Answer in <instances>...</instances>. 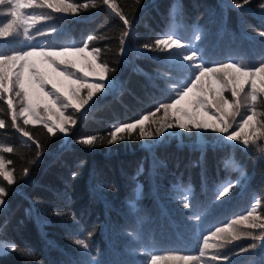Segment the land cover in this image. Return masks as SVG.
<instances>
[{"label": "trees", "instance_id": "1", "mask_svg": "<svg viewBox=\"0 0 264 264\" xmlns=\"http://www.w3.org/2000/svg\"><path fill=\"white\" fill-rule=\"evenodd\" d=\"M114 2L132 21L126 55L119 53V37L125 26L106 5L90 6L77 15L35 10L54 18L37 24L32 31L55 27L56 32L36 35L31 44L79 45L87 36L95 35L97 39L89 48L102 49L101 60L116 69L109 77L118 81V86L108 95L99 94L85 118L76 114L77 123L68 138L60 133L51 136L42 122L24 126L43 146L35 164L31 163L37 151L35 144L10 126L7 106L0 101L4 108L0 119L6 123L0 129V145L13 148L12 153L2 155L12 161L8 166L16 178V183L8 185L0 177V185L8 191L6 206L0 211V241L17 246L16 251L0 254V264H146L145 251L149 248L194 254L201 230L247 214L256 206L255 201L259 202L256 215L261 217L256 223H264V153L257 147H264V139L245 149L235 142L220 144L216 134H206L202 160L195 141L176 129L172 130L176 136L154 149L145 146L151 141L135 138L112 145L97 143L92 148L75 142L91 135L104 136L113 123L132 120L157 101L167 99L161 91L165 81L183 75L168 60L172 53L145 49L141 55L138 50L171 31L169 13L173 5L176 22L181 25L177 34L184 41H193L198 26L201 34L194 43L210 61L251 65L264 62V35L260 34L264 33V0H250L244 8L234 6L242 0ZM27 44L29 41L20 38L11 45L0 41V48L10 50ZM224 95L231 99L230 92ZM72 111L69 109L68 114ZM260 111L264 109L258 108V118ZM18 123L22 125V118ZM229 157L234 161L226 167ZM237 164L246 171V177H241L242 183L228 196L213 202L216 185L240 177ZM26 167L29 175L22 177ZM175 183H191L194 196L189 198V208L172 199ZM57 211L63 214L55 215ZM200 213L199 220L190 218ZM236 227L264 234L262 228ZM76 238H85L89 248L75 244ZM252 244L257 247L252 248ZM220 253L227 260L217 264H264V241L242 237Z\"/></svg>", "mask_w": 264, "mask_h": 264}, {"label": "snow or ice", "instance_id": "2", "mask_svg": "<svg viewBox=\"0 0 264 264\" xmlns=\"http://www.w3.org/2000/svg\"><path fill=\"white\" fill-rule=\"evenodd\" d=\"M137 3L140 0H136ZM250 0H242L235 3V7L244 8ZM106 5L124 24L125 28L119 37V53L127 54L126 40L131 33L132 21L118 7L114 0H0V17L7 16V20H0V41L11 45L14 41L23 38L29 44L19 48L4 50L0 48V101L7 106L10 114V126L23 137H27L36 146L35 158L31 161L35 164L42 155V144L33 138L30 131L24 126L42 122L43 127L51 136L57 133L68 137L71 128L77 123L76 114L80 113L85 118L88 112L95 107L93 98L98 93L110 94L118 86V81L109 77L110 68L107 61L101 60L102 49L93 46L90 42L97 39L95 35H89L79 45H50L31 44L36 35L45 36L56 32V28L36 32L32 30L43 21H50L54 17L51 14L37 12V9H49L51 13L64 15H77L80 10H86L90 6L97 8ZM264 7V4L261 5ZM176 5L170 9L171 31H165L151 44H144L138 54L143 55L144 50L150 52L161 51L172 53L168 60L175 68L183 73L165 81L163 93L167 99L157 101L151 109L140 112L134 119L117 121L113 123L111 131L104 136L91 135L75 141L88 148L95 147L97 143L112 145L133 138L151 141L145 146L154 149L167 143L169 137L176 136L174 129L181 134L187 133L195 141V147L201 151V160L206 150L205 135L216 134L215 139L220 144L235 142L243 145L245 149L249 145H256L257 140L264 139V62L245 65L240 61L212 62L197 47L195 40L200 38L201 30L195 27L193 41H184L177 34L181 26L176 22ZM264 35V33H260ZM103 38V37H101ZM175 50V51H173ZM34 57H42L37 61ZM67 57H78L85 61L88 71L81 76L71 69L77 67L76 60ZM155 58V57H148ZM99 61V62H98ZM41 64L49 65L58 75L64 76L71 83L58 85L49 78V74L43 71ZM80 71H84L83 68ZM95 76L96 80L89 82L87 76ZM166 75V74H165ZM51 83V88L48 87ZM72 85H78L73 87ZM87 89L84 95L81 91ZM247 89V90H246ZM230 92L231 99L224 93ZM90 102L93 104L90 107ZM41 104L45 105V111L57 116L54 123L41 120L38 111ZM17 105H20L17 110ZM51 105V106H49ZM57 105L59 107H57ZM55 108V111L53 109ZM246 109L242 112L241 109ZM73 111L65 115V111ZM4 108L0 107V112ZM239 117V121L237 120ZM22 118V125L18 121ZM235 126V127H234ZM6 127L4 119H0V129ZM135 134V136H134ZM65 143H69L65 141ZM264 153V147H259ZM10 146H0V177L7 181L8 185L16 183L14 170H9L10 159H5L2 153H12ZM233 157L226 158L225 166ZM236 171L240 177L236 180L221 181L214 189L213 202L228 196L231 190L242 183L241 177L247 173L242 166L237 164ZM143 171V166L139 169ZM29 175V168H24L22 177ZM76 173H72L75 178ZM141 186H137L139 189ZM172 199L182 201L184 208H189V198L194 196L191 183L187 185L175 183L172 186ZM8 195L6 186L0 185V207L6 206L5 197ZM254 204L258 206L259 202ZM134 206V205H133ZM256 206L250 207L247 214H241L238 218H232L230 222L216 224L206 230H201L199 247L196 253L181 254L178 250L146 249L148 257L146 264H217L220 260H227V256H221L220 250L233 241L242 237H250L252 240L264 241V234L257 235L252 231L237 228L243 225L244 229H264V223H256L261 217L256 215ZM70 211V210H69ZM55 215L63 213L57 211ZM203 213L194 217L199 220ZM252 222H249V220ZM91 232L86 233L90 237ZM219 241V243H217ZM74 243L87 250L89 244L85 238H76ZM256 248V244L251 245ZM14 242L0 241V254L6 251H16ZM246 251L247 249H241ZM31 255V253H29Z\"/></svg>", "mask_w": 264, "mask_h": 264}, {"label": "rangeland", "instance_id": "3", "mask_svg": "<svg viewBox=\"0 0 264 264\" xmlns=\"http://www.w3.org/2000/svg\"><path fill=\"white\" fill-rule=\"evenodd\" d=\"M36 44H40V45H44L45 44L42 42V41H39L37 42ZM91 49V48H90ZM35 60H37L38 62L41 61L43 58L42 57H34ZM67 59H73V60H76L77 62V67L76 68H73L71 69L73 72H77L79 75L83 76L84 75V72H87L88 69L87 67L85 66V61H83L82 59L78 58V57H67ZM99 62V61H98ZM41 69L43 71H46L48 74H49V78L57 83L58 85H67V84H70L71 82L69 80H67L64 76H60L57 74L56 71L53 70V68L49 65H46V64H41L40 65ZM84 71H80V69H82ZM86 79L91 82L93 80H96L97 77L95 76H87ZM51 83H49L48 87L51 88ZM73 87H78V85H72ZM87 89H84L81 91V95H84L86 93ZM99 94H104V93H98L94 98H93V102L96 100V97L99 95ZM93 102H90V105L93 104ZM89 105V106H90ZM51 106V105H49ZM57 107H59L57 105ZM88 107V106H86ZM45 109V105L44 104H41L38 111L40 113V118L41 120H46L48 123H54L56 120H57V116L56 115H52L51 117H49V114L44 110ZM69 110V109H68ZM68 110L65 111V115H68ZM53 111H55V108L53 109ZM37 123H41V122H37ZM69 137V136H68ZM68 137H65V138H68ZM0 146H6V145H0ZM8 169L9 170H12L9 166H8ZM5 207V206H4ZM4 207H0V211L4 208Z\"/></svg>", "mask_w": 264, "mask_h": 264}]
</instances>
